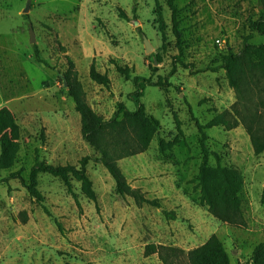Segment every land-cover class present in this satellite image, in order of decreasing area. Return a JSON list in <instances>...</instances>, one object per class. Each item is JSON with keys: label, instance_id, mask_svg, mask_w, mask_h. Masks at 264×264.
Masks as SVG:
<instances>
[{"label": "rangeland", "instance_id": "374dc122", "mask_svg": "<svg viewBox=\"0 0 264 264\" xmlns=\"http://www.w3.org/2000/svg\"><path fill=\"white\" fill-rule=\"evenodd\" d=\"M26 3L0 0V108L12 112L20 130L9 166L0 168V264H188L186 253L212 235L230 264H248L264 241V152L254 154L243 125L202 129L211 164L219 156L222 165L243 176L241 215L226 213L231 221H219L200 197L198 125L235 106L225 71L215 68L220 54L240 53L244 41L264 42L254 30L264 0H174L180 46L166 0H30L24 13ZM143 37L152 46L148 53ZM35 46L49 68L36 61ZM178 55L190 64L187 69ZM67 57L88 105L105 120L113 118L118 103L133 110L128 95L136 85L141 88L140 102L160 127L147 150L117 165L127 184L150 203L135 194L118 195L95 161L97 152L82 139L80 115L63 82L70 70ZM91 64L108 75V87L89 78ZM117 65L125 72H117ZM263 84H250L255 102ZM125 123L141 145L140 122L126 118ZM36 156L52 165H78L89 156L96 201L84 197L74 178L77 200L58 178L40 174L44 201L37 202L25 188ZM16 172L17 178H8ZM147 245L157 249L145 253Z\"/></svg>", "mask_w": 264, "mask_h": 264}, {"label": "trees", "instance_id": "16d2710c", "mask_svg": "<svg viewBox=\"0 0 264 264\" xmlns=\"http://www.w3.org/2000/svg\"><path fill=\"white\" fill-rule=\"evenodd\" d=\"M166 4L171 11L172 32L176 37V44L180 46L179 20L177 19L178 9L174 4V0H166ZM262 5L263 10L254 23V30L264 37V4ZM120 15L122 17L126 16L121 11ZM34 54L38 63L48 68L50 67L48 62L39 55V50L36 46ZM67 59L70 69L64 75L67 81V95L73 100L74 109L80 115L82 139L97 152L98 158L95 161H99L113 179L115 192L118 195H138L136 190L127 184L117 162L120 159L131 157L147 150L151 141L158 133L160 123L153 116L147 115L144 104L140 102L141 88L138 85H136V90L128 95L135 102L133 110L127 109L122 103H118L113 118L105 120L100 117L88 105L85 92L77 80V72L73 70L74 64L69 57ZM176 59H178V63L185 69L190 66V64L184 63L179 58V55ZM206 69L208 68L198 70L197 72H203ZM215 69L225 71L228 85L236 93V103L232 110H226L224 113L218 114L204 126L198 125L201 162L197 178L198 184L201 187V200L206 202L209 212L219 221L228 223L231 220L226 213L241 215L242 200L240 192L243 187V176L239 169L222 165L219 156L215 155V164H211V156L213 154L209 152V137L202 129L222 126L230 130L243 125L249 136L254 154L260 155L264 152V100L261 98V96H264V84L256 92L258 96L256 102L252 98L253 93L250 87L251 83L256 85L258 81H264V42L252 44L246 40L243 42L240 53L227 51L220 54L219 64ZM116 70L119 73L125 72V69L118 65L116 66ZM89 78L98 85L105 87L110 85L108 75L99 72L94 64L90 66ZM249 78H252V80H249ZM66 81L63 78V82L65 83ZM238 105L241 107H237ZM258 108L262 111L258 112ZM227 115L232 116L231 121L226 119ZM126 118L136 119L140 122L143 131L141 145L130 136L125 123ZM19 133L20 130L12 112L6 107L0 108V168L9 166V159L14 156L17 150L16 143L19 139ZM160 150H163V146H160ZM89 160V156H84L78 161V165H52L36 156L30 168L28 183L25 184V188L32 198L42 203L44 196L38 190V177L40 174H48L54 178H58L64 184L68 194L77 200L71 183V178H74L80 183V191L84 197L95 202L96 194L92 181L87 174ZM18 175H20L19 172L12 173L8 178H17ZM137 197L139 201L149 202V200L144 199L142 196L138 195ZM152 203L156 204V202ZM43 209L45 213H48L45 206H43ZM164 214L168 219H174L172 212L164 211ZM55 223L59 231L62 232L61 224L57 220H55ZM156 249V246L147 245L145 253L155 252ZM168 250L174 254L178 252L174 248H168ZM186 258L188 264H230L228 255L216 235H212L202 245L189 250L186 253ZM248 264H264V241L254 247L251 261Z\"/></svg>", "mask_w": 264, "mask_h": 264}, {"label": "water", "instance_id": "95a60500", "mask_svg": "<svg viewBox=\"0 0 264 264\" xmlns=\"http://www.w3.org/2000/svg\"><path fill=\"white\" fill-rule=\"evenodd\" d=\"M29 10H30V0H27L26 6H25L23 12L28 13ZM31 41L34 42V35H33L32 30H31ZM143 44H144L145 51L147 53L152 50V46H151L150 42L145 37H143ZM64 85L66 86V83H64Z\"/></svg>", "mask_w": 264, "mask_h": 264}]
</instances>
